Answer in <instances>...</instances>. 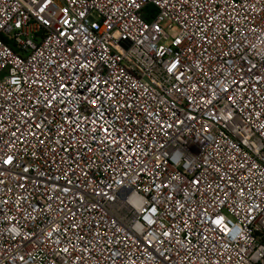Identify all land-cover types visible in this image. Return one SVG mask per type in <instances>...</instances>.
Returning a JSON list of instances; mask_svg holds the SVG:
<instances>
[{
  "label": "built area",
  "instance_id": "built-area-1",
  "mask_svg": "<svg viewBox=\"0 0 264 264\" xmlns=\"http://www.w3.org/2000/svg\"><path fill=\"white\" fill-rule=\"evenodd\" d=\"M0 264H264V0H0Z\"/></svg>",
  "mask_w": 264,
  "mask_h": 264
},
{
  "label": "snow or ice",
  "instance_id": "snow-or-ice-1",
  "mask_svg": "<svg viewBox=\"0 0 264 264\" xmlns=\"http://www.w3.org/2000/svg\"><path fill=\"white\" fill-rule=\"evenodd\" d=\"M41 11H43V9H41ZM10 162H11V158H9L8 160L5 161V163H10ZM130 194H131L130 192H126L125 197H127Z\"/></svg>",
  "mask_w": 264,
  "mask_h": 264
}]
</instances>
